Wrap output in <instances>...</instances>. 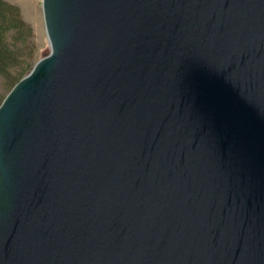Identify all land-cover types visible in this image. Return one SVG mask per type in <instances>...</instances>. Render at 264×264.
<instances>
[{"label":"water","instance_id":"obj_1","mask_svg":"<svg viewBox=\"0 0 264 264\" xmlns=\"http://www.w3.org/2000/svg\"><path fill=\"white\" fill-rule=\"evenodd\" d=\"M42 9L0 103V264H264V0Z\"/></svg>","mask_w":264,"mask_h":264},{"label":"rangeland","instance_id":"obj_2","mask_svg":"<svg viewBox=\"0 0 264 264\" xmlns=\"http://www.w3.org/2000/svg\"><path fill=\"white\" fill-rule=\"evenodd\" d=\"M4 1L7 2L10 11L15 13L19 29L8 28L5 33L7 40L14 42L16 50L7 66L0 69V100L12 88V84L27 73L25 70L50 49L42 0Z\"/></svg>","mask_w":264,"mask_h":264},{"label":"trees","instance_id":"obj_3","mask_svg":"<svg viewBox=\"0 0 264 264\" xmlns=\"http://www.w3.org/2000/svg\"><path fill=\"white\" fill-rule=\"evenodd\" d=\"M15 17H16L15 13L13 11H10V9L7 5V2H5L4 0H0V69L7 66V62H9L10 59L12 60V56L15 55L14 50H16V49L14 47V42L7 40V35L5 34L7 32L8 28H13V29L15 28L16 30L19 29V28H17L19 26V24L16 22ZM46 53H48V52H46ZM34 64H35V62L32 63L25 70V73L28 72L29 69H31ZM22 76H20L12 84V86ZM4 96H5V94H4ZM3 97H2V99H3ZM2 99L0 100V103H1Z\"/></svg>","mask_w":264,"mask_h":264}]
</instances>
